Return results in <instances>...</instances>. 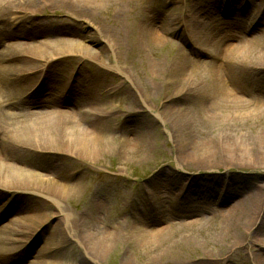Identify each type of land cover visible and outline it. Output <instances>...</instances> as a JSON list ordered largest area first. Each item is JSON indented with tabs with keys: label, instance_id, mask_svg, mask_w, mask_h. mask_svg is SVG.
Returning <instances> with one entry per match:
<instances>
[{
	"label": "rangeland",
	"instance_id": "1",
	"mask_svg": "<svg viewBox=\"0 0 264 264\" xmlns=\"http://www.w3.org/2000/svg\"><path fill=\"white\" fill-rule=\"evenodd\" d=\"M256 1L238 0L237 4L245 6L247 4L248 8ZM207 2L208 0H127L120 17L114 16V8L108 3L98 7L93 4V7L83 9L80 13L62 10L57 4L43 10L37 16L30 17L33 20L45 18L49 24L72 30L76 38H80L94 52L102 54V57L95 54L89 57L83 53L77 58L72 55L73 59H66L63 65L59 64L60 66H56L58 62L55 59L50 60L52 68L55 66V75L42 80L41 84L39 82L34 84L32 90L38 88L40 93L43 92L41 95L45 96L56 90L59 94H66L71 102L70 106L75 103L80 111L88 110L80 113L83 117L79 128L83 131L90 128L94 131L96 128L101 142L114 145L115 149L105 156L94 159L72 158L64 152L66 149L62 152L55 150L54 147V150L35 151L32 157H27L31 165L22 169L36 171V168L47 166L49 169L37 172L47 179L57 180V183L59 181L60 184L72 189L74 194L69 192L68 196L58 203L44 194L21 191L23 189L13 190L16 197L9 199L5 197L11 192L0 189V203H5L0 205L2 206L0 222L2 220L6 222L12 217L21 220L37 211L44 215L40 218V225L36 226V232L24 244L18 241L22 239L19 232L11 228L4 232L8 240L13 239L14 245H19L17 251L15 250L16 254L9 255L11 252L7 251L15 249V246L10 245V248L6 249L8 262L4 264L32 262L36 264L38 260L55 261L57 264H141L140 261L146 260V255H143L144 252L140 249L136 250L132 241L127 240L129 230L137 231L136 229L142 226L154 227L155 224H150L151 218L155 220L162 218L161 216L166 219L210 216V213L221 210L223 205L234 204L238 196L244 197L245 192H253L264 185V161L254 166H241L242 168L235 166L234 169L226 164L234 157L220 153L224 149L222 145H218V152L214 154H206L203 148L198 149L212 140L216 142L218 132L207 129L206 123L200 122L196 114L188 117L189 125L184 132H177L171 126V120L165 115L167 107L174 103H169V96L174 90L169 85H164L161 80H152L150 77L152 60H166L175 56L178 58L177 53L180 51L181 61L196 62L195 65L186 64L183 71L186 73L193 70L188 75L189 81L197 86L196 92L215 91L219 82L233 93L239 95L244 91L249 98L264 102L263 71L256 68L253 75L239 76L231 74L226 68L216 78L212 66L221 62L219 58L216 60L213 54L210 55L209 52L214 53V49H209V52L202 51V54L200 49L196 50L199 48L198 45H194L201 46V39L206 38L211 32L206 27H199L188 39L183 32L178 31V24L184 23L179 17L186 13L188 7L194 4L193 7L200 8L206 6ZM225 5L223 7L227 8ZM256 5L257 8L247 14L250 18L246 21L247 25L242 17H239L238 21L231 19L236 28L256 26L258 30L264 29V19L262 20L264 1H257ZM235 6L236 3L233 4V7ZM224 15L223 12L221 16ZM150 23L162 33L167 42L173 44L175 51L166 48L155 49L152 52L145 51L141 55L130 51L126 41L123 42L121 51L118 50L119 35L133 37L135 31L139 32ZM204 25L206 26L205 23ZM210 25L207 24V27L216 29ZM225 25L233 24L228 22ZM6 31L5 35L0 37V58L4 57L6 45L16 44L27 38L19 36L25 31L22 32L15 26L12 30ZM216 31H220V28ZM52 32H56L55 27L50 26L46 33L31 37L50 36L54 34ZM7 35L9 37H6ZM250 35L249 33L244 38L249 39ZM91 37L96 40L93 44L87 41ZM108 41L111 48L110 53L106 54ZM188 43L193 44L195 48ZM262 49L264 43L260 41L253 48L252 57H257V52ZM185 55L191 60L185 59L183 57ZM201 62L206 64L202 65ZM7 64L8 62L3 65ZM193 66L199 68L194 69ZM29 94V91L19 89L15 76L0 85V98H4L5 101H12V98L18 100L21 96L27 98ZM183 95L176 97L174 104L176 106L182 104L190 112L200 111L206 104L196 94ZM92 111L98 115L92 114ZM135 112L139 115H135ZM216 112H220V109H216ZM138 120L141 121L138 123ZM262 127L264 118L258 123L250 121L247 124H236L228 132L239 137L255 138ZM126 135L132 137V144L136 147L141 145V141L144 144L147 154L145 165L137 158L123 159L125 154L119 147V139ZM37 136L43 141L53 137L44 131L39 132ZM29 144L32 145L33 142ZM225 177L229 183H226ZM211 183L217 184L210 189L208 186ZM227 184L233 189V195L228 202L221 201L218 204L205 201L204 204H199L201 197H207L206 195L216 190L219 192V189H224ZM188 186L192 190L188 195H184ZM199 186L205 188L199 189ZM160 191L162 193L159 195ZM116 231L121 235V240L108 244L103 254L95 261L88 258L85 247L89 248L91 241L93 243L98 237ZM39 233L40 236L36 237ZM216 233L214 231L208 236L200 233L201 236L196 241L200 244L198 248L191 243L179 241L178 237L172 238L165 245L167 249L164 248L163 260L156 264H264L257 262L258 249L249 248L244 243L233 251L220 254L218 249L220 247L214 244L213 239ZM42 248H45L44 253L39 255ZM261 248L258 252L264 259V247ZM136 256L139 258L136 259Z\"/></svg>",
	"mask_w": 264,
	"mask_h": 264
},
{
	"label": "bare ground",
	"instance_id": "2",
	"mask_svg": "<svg viewBox=\"0 0 264 264\" xmlns=\"http://www.w3.org/2000/svg\"><path fill=\"white\" fill-rule=\"evenodd\" d=\"M126 1L0 0V37L5 35L6 30H12L14 26L18 27L22 32L25 31L24 33H20L19 36L27 37L16 44L6 45L4 59H6L8 64L3 65L0 61V85L8 81L12 76H15L19 89L24 90V92H30L22 104L14 101H5L4 98H0V116L2 117L0 120V189L11 192L5 198L15 199L16 196L13 190L20 191V189H23L21 191L44 194L47 198L61 203V200L68 196L69 192L74 194L72 189L60 184L59 181L57 183V180L47 179L43 174L37 172L42 169H49L47 166L36 168V171L22 169L25 166L29 167L28 165H31L27 157H32L35 151L55 149L63 152V149H66L67 151L64 152L69 157L94 159L105 156L115 149L114 145L110 146L105 142H101L99 131L96 128L94 131L90 130L91 128L87 131L79 128L83 117L80 113L88 110L80 111V109L76 108L75 103H72V106H70L71 102L66 94H59L56 90L45 96L41 95L43 92L40 93L38 88L32 90L34 84L38 82L41 84L42 80L55 75V66L52 68L49 63L50 60L55 59L58 62L56 66H60L59 64L63 65L66 59H73L72 55L77 58L81 57L83 53L88 54L89 57H92V54L102 57V54L98 52L97 54L85 42H82L80 38H76L72 30L70 31L63 26L57 27L49 24V21L45 18L33 20L30 17L37 16L43 10L57 6V4L62 10L80 13L83 9L93 7V4L98 7L106 3L114 8V16L120 17L124 11ZM257 1L260 2L262 0ZM256 2L254 4L248 2L252 4L247 8V4L246 6L245 4H237L239 3L238 0H208L205 3L206 6L200 8L198 6L193 7L195 6L194 4L190 5L186 13H183L179 17L184 23L178 24V31L183 32L188 39L192 37L195 29L199 27H206L211 32L206 38L201 39V46L199 44L194 45H198L197 47L199 48H196V50L200 49L201 51H198L202 54L203 52H209L211 48L214 49V53L209 52L210 55L213 54L214 58L216 60L219 58L221 62L212 66L216 78L226 68L229 69L231 74L239 76L243 74L253 75L256 68L264 72V49L257 52V57H252L253 48L256 44L260 41L264 43V29L258 30L256 26L252 28L246 26H242L241 28L238 26L237 28H240L238 30L234 22H231V19L238 21L239 17H242V20H245L244 22L250 20L247 14H250L257 8ZM234 3H236L235 7H233ZM223 5L227 8H224ZM223 12L225 13L224 17L221 16ZM262 13H264V8ZM206 17L207 19H204ZM216 19L218 21H215ZM228 22L233 25L226 26L225 24ZM207 24H211L210 26H214L216 29L220 28V31H216V29L214 30V28L209 26L207 27ZM247 24L248 22L245 23V25ZM50 26L55 27L56 32H52L54 34L41 36V38L31 37L46 33ZM143 28L139 32L135 31L133 37L119 35L117 39L119 41L117 45L119 46L118 50L121 51L122 44L126 41L128 42L127 46L130 51L141 55L145 51L152 52L155 49L166 48L170 51H175L173 44L167 42L163 38L162 33L153 24H146ZM243 31H247V34ZM249 33L253 36L250 35L249 39L244 38ZM6 37L9 36L7 35ZM87 41L93 44L96 40L91 37ZM110 41H112V38H110ZM107 44L106 54L111 48L109 41ZM190 45L195 48L193 44ZM112 50H114V47H112ZM177 54L178 58L175 56L166 60H152L150 65L151 79H159L164 85L167 84L173 88L174 93L169 96V103H175L176 97H180L183 94V96L196 94L206 104L200 111L193 113L182 104L176 106L173 103L171 107H167L165 114L171 120V126L177 132L182 133L187 125H189L188 117L196 114L195 116L200 118V122L206 123L207 129L218 132L216 134V142L212 140L213 142H207V144H203L198 149L203 148L202 150L206 154H214L218 152V145H222L224 149L220 153L234 157L227 162L225 161L226 164L228 163L227 165H230V168L234 169L236 167L242 168L241 166H254L263 162L264 127L259 130L255 138L249 136L239 137L236 134H229L228 131L231 127H235L236 124H247L250 121L258 123L260 119L264 118V102L249 98L244 91H241L242 93L240 92L239 95L236 92L233 93L229 88L219 84L218 80V87L215 91L196 92L197 86L189 81L190 76L188 75L193 70L183 73L186 64V66L195 65L196 62L191 60L187 55L183 57L191 61H181V58H179L180 51ZM189 54L191 53L189 52ZM201 63L202 65L206 64L205 62ZM192 68L197 69L199 67L193 66ZM6 99L9 100V98ZM218 108L220 112H216ZM135 113V115H139L138 112ZM92 114L98 115L97 112L93 111ZM139 121L141 120L137 122L139 123ZM89 124L95 126L93 123ZM43 131L53 137L43 141L37 136L39 132ZM119 140V147L125 154V157L123 156L124 160L137 158L141 164L145 165L147 163L146 149L142 141L138 148L132 144L131 136L126 135ZM29 142H33V144L30 145ZM227 180L226 183H229V180ZM164 184L166 185V183ZM215 184L217 183H211L210 186H207L212 189L211 187ZM188 187L186 190H192L190 186ZM199 187V189L205 188L204 186ZM230 187L227 184V186L223 187L224 189L217 188L219 192L216 190L206 195L207 197H201L199 204H204L205 201L206 203L228 202L231 195H233V189ZM161 193V191L158 192L159 195ZM245 193L246 196H238L234 204L223 205L222 209L218 210L220 212H212L210 216L198 215L195 219L189 217L166 219L164 216H161L162 218H155V220L151 218L150 224H155L154 227L142 226L136 229L138 232L131 229L129 230L130 235L129 237L127 236V240L132 241L131 243L136 250L140 249L144 252L142 254L146 255V260L144 261L147 264L160 263L164 258L165 249H167L165 245L174 237H178L179 241L183 243H191L198 248L200 244L196 241L200 238V233L208 236L214 231L217 232L213 237L215 240L214 244L219 245L220 254L224 255L229 251H233L243 243L249 248L262 249L261 246L264 247V185L258 187L253 192ZM184 195H188V192L185 191ZM4 204L3 202L0 203V205ZM43 216L42 212L37 211L21 218V220L12 217L6 220V222L0 223V264L8 262L7 251L11 252L9 255L12 253L16 254V249L19 247V245H14L15 241L13 239L8 240L4 232L10 230V228L19 232L22 239L18 241L24 244L36 232V226L40 225V218ZM254 227L255 229H253ZM40 234L36 235V237H39ZM119 240H121V235L116 231L109 232V234H105L100 238L98 237L93 243L91 241L89 248L85 247L88 258L95 261L96 258L98 259V256L103 254L108 244L117 243ZM10 245H13L12 247L15 246V249L6 251L7 248H10ZM44 250L45 248L40 249L39 255L43 254ZM258 250H256L258 253L256 255V258H258L257 262H264ZM135 253L137 255V251ZM138 254H141L140 251ZM135 258L138 259L139 257L136 256ZM144 261H140L141 264L145 263ZM135 262L138 263L136 260ZM36 264L57 263L50 260H38Z\"/></svg>",
	"mask_w": 264,
	"mask_h": 264
}]
</instances>
